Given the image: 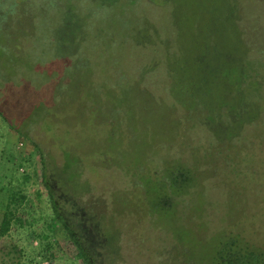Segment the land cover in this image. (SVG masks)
I'll return each instance as SVG.
<instances>
[{"label":"rangeland","instance_id":"374dc122","mask_svg":"<svg viewBox=\"0 0 264 264\" xmlns=\"http://www.w3.org/2000/svg\"><path fill=\"white\" fill-rule=\"evenodd\" d=\"M23 158L95 264L264 259V0H0V176Z\"/></svg>","mask_w":264,"mask_h":264},{"label":"trees","instance_id":"16d2710c","mask_svg":"<svg viewBox=\"0 0 264 264\" xmlns=\"http://www.w3.org/2000/svg\"><path fill=\"white\" fill-rule=\"evenodd\" d=\"M33 145L35 146V144ZM34 149L39 160L38 167L44 170L46 166L44 153L37 145ZM8 152L5 151V155L1 159H4L5 156L15 158V154L13 155L9 150ZM29 160L23 158L20 165L14 164L12 175L0 176V264H62L64 259L60 254L63 252L57 241L58 234H56L59 227L77 250L75 261L83 264H95L91 253H89L87 239L80 238L74 224L70 223L69 217L62 215V206L55 202L51 188L46 181V175L41 180L42 190L38 193V198L46 195L52 200L50 203L52 213L45 219L40 207L34 208L35 203L27 194L24 186L30 176L25 174L21 179L15 174L19 172V168H26L25 164ZM37 210H39V214L36 213ZM63 213L72 214L73 211H64ZM71 216L73 217V215ZM36 225L40 226L38 230ZM237 245L238 243L234 240L226 243V254L217 259L219 264H264V259L260 257L259 253L246 252L245 249L236 247Z\"/></svg>","mask_w":264,"mask_h":264}]
</instances>
